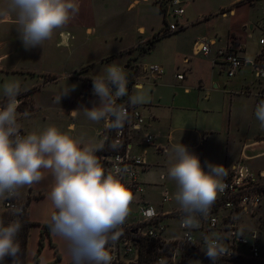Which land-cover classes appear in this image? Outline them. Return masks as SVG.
<instances>
[{
	"label": "crops",
	"instance_id": "1",
	"mask_svg": "<svg viewBox=\"0 0 264 264\" xmlns=\"http://www.w3.org/2000/svg\"><path fill=\"white\" fill-rule=\"evenodd\" d=\"M126 1L127 9L133 10L141 2L148 3L153 0ZM161 1L153 2L157 4L161 21L164 24L161 22L157 26H152L150 35L139 42L137 49H131L132 51H128L126 54L120 52V49L115 51L121 58L126 55L123 68L129 80L130 95L135 91L134 86L150 89V94L146 92L147 102L135 106L144 117L146 123L144 130L154 134L155 143L159 146L169 149L173 144L186 145L190 152L199 157L205 171L208 170L207 164L212 163L224 166L226 173L236 165H241L243 169L256 176L264 174V128L260 126V122L255 117L256 99L239 93L243 89L255 90L260 86L253 77L251 62L257 59L262 50L259 44L262 36V20L252 18L249 5L261 3L264 0H251V3L248 4L245 2L246 0H231L220 6L221 11L218 15H221L222 18H227L229 15L237 17V24L241 26L242 30H229L226 37L218 34L202 37L222 38L223 40L220 44L217 43L212 47L210 56H204L198 52L196 43L201 39L198 38L193 40L190 53L182 55L180 64L176 56L181 52H178L175 45H173L172 63H142L140 62L141 57L155 52L164 39L177 36L189 27L183 26L175 32L161 36L153 46L149 47L148 45L155 35L165 32L169 25L177 21L181 24L183 16L186 14V6L196 0H190L185 4V14L178 19L173 18L168 11L161 9ZM163 1L166 2V0ZM244 5L249 8L238 13ZM203 20L207 21L209 17L204 16ZM203 20L197 24H201ZM184 21L189 23L188 16H186V20L184 18ZM2 22H5L4 18L0 19V23ZM257 28L259 32L261 31L259 39L250 44L248 40L254 39V31ZM145 30V26L140 24L137 26L139 35L143 34ZM84 31L91 37L98 34L96 29L90 26H86ZM121 31L122 29H118L109 34L112 37L121 36L123 34ZM108 32L105 35L106 38ZM58 45L66 50V60L61 67L62 70L42 71L38 80H34L32 77L28 83V80L24 79L26 85L24 82L20 83L21 90L29 91L34 103V110L21 119L22 127L27 134L30 131L39 132L49 125H55L62 131H66L70 124H74L75 131L71 133L73 136L83 137L86 142H99L103 139L102 132L106 129L104 122L95 123L88 120L82 110L76 119H73L70 113L74 109L92 108L94 105H98L99 97L93 93V79L110 62L106 58L114 57L116 54L111 52L102 55L97 61L88 59V61L82 60L74 64L76 62L74 55L79 50L78 46L70 45L67 39ZM227 46L246 62L245 66L233 78L226 76L224 68L219 63H213V60L217 58V49ZM3 48H0V51ZM11 53L10 48L7 50L5 48L3 55H0V71L16 72L17 69L6 64ZM193 56H200L203 59L194 61ZM133 61L136 66L132 65ZM150 64L161 65L164 68V74L155 78L150 76L144 70L145 66ZM180 73L185 75L183 80L176 78V75ZM59 81H70L68 84L70 87L80 84L67 96H62L60 103L56 101V97L62 92L46 90ZM166 89L172 91L168 92ZM176 89H181L183 93L178 95ZM4 98L2 94L0 101ZM218 107H221L220 110L217 109ZM140 140V136H136V143H140L138 142ZM134 150L138 153L141 148L135 145ZM148 163L149 168L140 175L143 192L133 194L131 204L133 203L139 208L143 204L153 207L166 224V221L173 220L169 213L179 209L173 199V184L169 183L166 176L169 166L168 153L159 154L155 148H151ZM52 183L53 178L50 174H46L45 179L41 182L20 189L21 196L18 200L26 204L29 220L37 224L30 230L26 264H34V256L38 252L41 237H43L44 245L39 255V264H71L66 242L56 236L52 230H45V225H49L51 214L55 211L49 199ZM164 192H168L172 196V200L168 203L162 201ZM129 218L128 215L125 223L137 221V219L133 221ZM175 221L177 222V220ZM245 223L238 224L242 234L249 235L253 231H257L255 228H246ZM164 239L172 240L173 237L165 235Z\"/></svg>",
	"mask_w": 264,
	"mask_h": 264
},
{
	"label": "clouds",
	"instance_id": "2",
	"mask_svg": "<svg viewBox=\"0 0 264 264\" xmlns=\"http://www.w3.org/2000/svg\"><path fill=\"white\" fill-rule=\"evenodd\" d=\"M79 10V0H5L0 5V19L13 20L19 38L28 50L51 40ZM128 85L122 65L117 62L105 65L93 79V93L99 97L98 105L74 109L70 116L76 119L82 110L88 120L103 121L106 129H122L130 116L124 105L117 101L128 97V104L136 106L148 99L140 86H134L135 91L130 95ZM75 88L76 85L67 86L56 101L60 103L61 97ZM2 93L6 103L0 106V199H19L20 189L39 183L50 174L53 183L49 199L55 211L49 224L52 232L66 242L71 264H112L108 245L114 244L123 234L122 226L130 213L133 193L121 179L120 168L106 173L100 163L95 153L103 150L104 142H86L83 137L73 136L74 124L66 131L49 125L39 132L22 135L17 111L20 82L6 81ZM255 117L264 128V99L257 103ZM116 146L112 145L113 148ZM167 153L166 176L176 185L173 199L181 213L180 226L186 229L187 242L193 243L192 231L200 227V218L208 214L218 193L223 191L225 167L208 163L205 171L199 157L181 143L171 145ZM11 214L23 215L22 206H13ZM21 229L18 218L7 224L0 219V264L6 257L12 258V264H24L18 240ZM202 239L201 250L213 264L221 257L231 255L219 234H205ZM158 264H167V261L161 258Z\"/></svg>",
	"mask_w": 264,
	"mask_h": 264
},
{
	"label": "built area",
	"instance_id": "3",
	"mask_svg": "<svg viewBox=\"0 0 264 264\" xmlns=\"http://www.w3.org/2000/svg\"><path fill=\"white\" fill-rule=\"evenodd\" d=\"M190 0H166V12L175 19L185 14V4ZM183 26L177 21L166 29L165 33H172ZM222 38L209 39L201 38L196 47L199 53L210 56L212 47L221 43ZM262 48L257 59L251 62L256 81L259 83L257 89H243L239 92L244 96H251L256 99V105L264 99V18L262 19V36L259 40ZM213 63L220 64L224 68L228 78H233L236 73L245 66L243 61L233 49L221 47L217 49V58ZM144 70L152 77H160L164 74V68L159 64L145 66ZM183 73L177 74L178 80H183ZM129 94H130V88ZM115 90V89H114ZM20 101L17 109L21 119L34 110V103L31 100L30 92L21 90L18 96ZM128 97H123L117 101L128 110L130 120L120 130L105 129L102 132L104 148L95 154L106 170L120 168L121 179L127 184L133 194L143 192L140 175L149 168L148 156L151 148H155L159 154L167 153V147L159 146L155 143V136L144 130L146 125L141 111L135 106L128 104ZM6 103V98L0 101V106ZM21 134L25 131L21 124ZM136 136H140V143H136ZM117 145L115 148L112 145ZM135 145L140 147V152L134 150ZM223 191L218 193V197L211 206L208 214L200 218V227L192 231L193 243L187 242L184 237L186 229L180 226L181 213L179 209L169 213L178 222L179 235L172 240L164 239L166 224L161 215L151 206L143 204L139 208L140 218L134 223H124L123 234L108 245L113 256L112 263L120 261L136 263L139 257L138 246L141 241L155 243L157 247L156 264L161 258H165L167 264H187L192 257H197L202 264H213L201 250L203 247L202 236L205 234H219L225 245L230 248L231 255L218 259L215 264H264V258L260 256L259 234L253 231L249 235H244L239 231L237 218L249 216L260 219L264 215V174L256 176L243 169L241 165H236L226 173L222 180ZM163 202L168 203L172 196L164 192ZM13 206H22L23 215H27V206L18 199H4L1 212L11 215ZM22 215V216H23ZM199 233L200 238L195 239V234ZM242 234V235H241ZM121 246V247H120ZM198 255V256H196ZM133 256L134 260H125Z\"/></svg>",
	"mask_w": 264,
	"mask_h": 264
},
{
	"label": "rangeland",
	"instance_id": "4",
	"mask_svg": "<svg viewBox=\"0 0 264 264\" xmlns=\"http://www.w3.org/2000/svg\"><path fill=\"white\" fill-rule=\"evenodd\" d=\"M153 1L160 2V0ZM153 1L148 3L141 2L138 7L129 10L126 7V0H79V13L65 26L64 29L57 30L52 39L45 41L43 46H37L28 50L24 48L19 38V33L16 30V26L14 22L11 21L12 19L4 18L5 22L0 23V48L4 47L1 49L2 51H0V55H3L2 53L5 48L6 50L10 48L12 53L6 60V64L17 70L15 73L0 71V96L3 94L2 86L8 80L15 79L21 83L25 81L24 79H27L28 83L32 77L34 80H38L39 75L43 73L42 71H61V67L66 60V50L60 48L58 44H61L62 42L64 43L66 39L70 45H77L79 49L74 55L76 60L74 64H77L82 60L88 61V59H90V61H97L102 55L107 53L112 52V54H116L115 51L119 49L120 52L125 54L128 51H132L131 49H137L139 47V42L150 35V28L163 22L161 21V15L157 8V4ZM229 1L231 0H196L194 3L188 4L181 25L189 27L177 36L164 39L155 52L150 55L146 54L144 57L142 56L140 62L172 63L173 45H175L178 52H181V54L176 56V59L180 64L182 55L188 52L190 53L193 40L204 36H215L216 34L226 37L229 30H242L241 26L237 24V17L229 15L227 18H222L221 15H218L221 11L220 6L227 4ZM245 2L248 4L251 3V0H246ZM4 3L5 0H0V5H3ZM249 7L253 19L262 20V18H264V1L255 5H249ZM249 7L244 5L241 7V10L239 9L238 13L246 11ZM186 16H188L189 23L184 21V18L186 20ZM204 16H208L209 20H203ZM201 20H203V22L197 24ZM139 24L145 26L146 29L145 32L140 35L137 31V26ZM86 26L95 28L98 34L93 37L87 35L84 31ZM118 29H122L123 31L121 36H110L111 34L109 33ZM107 32L108 36L106 38L105 35ZM260 33L261 31L259 32V29L257 28L256 31H254V39H249L248 42L250 44L255 43L256 40L259 39ZM168 34L170 33H165L163 31L159 36H165ZM125 56L121 58L116 54V56L108 59L106 58V60H110L108 64L117 62L124 67ZM192 59L194 61H201L203 58L200 56H193ZM133 63L134 64L132 65L136 66L135 61H133ZM69 82L70 81H59L57 84L55 83L48 87V89L46 88V90L63 92L68 84H70ZM24 83L26 85V82ZM74 84L76 83L74 82ZM79 85L80 84H77L76 88ZM166 90L168 92L172 91L171 89ZM144 91L149 94L151 93L150 89L148 90L147 88H145ZM176 93L181 95L183 92L181 89H176ZM214 97L215 93L213 99ZM220 108L221 107H218L217 109L220 110ZM216 114H218V112H216ZM169 183L173 184V192H175V182L169 179ZM2 204L3 199H0V211L2 210ZM138 208L139 206L133 203L130 204V220L134 221L140 218ZM237 222L239 225H243V222H246V228L251 227L258 231L260 256L264 258V215L260 219L241 216L237 218ZM165 235L166 237L179 235L178 223L174 219L168 222L166 221L164 236ZM199 238V233H196L195 239L198 240ZM125 260H134V258L133 256H130ZM197 261L199 264H202V261L197 257L190 258L187 264H196Z\"/></svg>",
	"mask_w": 264,
	"mask_h": 264
},
{
	"label": "trees",
	"instance_id": "5",
	"mask_svg": "<svg viewBox=\"0 0 264 264\" xmlns=\"http://www.w3.org/2000/svg\"><path fill=\"white\" fill-rule=\"evenodd\" d=\"M160 4H161V9L163 11H166V7H167L166 2L162 0ZM160 38H161V36L155 35L154 38L148 42L149 47L153 46L154 42ZM17 218L20 220V222L22 224V229L18 235V240L20 242L21 249H22V252L24 254V256H23L24 264H26V262H27V247H28L30 230L34 225H37V224L31 222L29 220V218L27 217V215H25V216L21 215L19 217H16V216L8 215L7 213L0 211V219H2L5 222V224H7L11 220H14ZM45 230H47V231L51 230L50 224L45 225ZM43 245H44L43 244V237H41V239L39 241L38 252L34 256V264H39V255L42 251ZM138 251H139L138 261L136 263H129V264H156V259H157L158 255H157V247H156L155 243H151V242L146 241V240L141 241L139 243V246H138ZM2 264H12V258L6 257L5 260L2 262ZM53 264H56V263H53ZM112 264H126V263L120 261L118 263H112Z\"/></svg>",
	"mask_w": 264,
	"mask_h": 264
}]
</instances>
